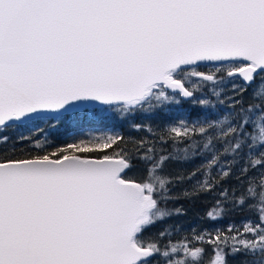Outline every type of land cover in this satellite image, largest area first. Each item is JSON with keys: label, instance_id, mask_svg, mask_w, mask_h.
<instances>
[{"label": "snow or ice", "instance_id": "snow-or-ice-1", "mask_svg": "<svg viewBox=\"0 0 264 264\" xmlns=\"http://www.w3.org/2000/svg\"><path fill=\"white\" fill-rule=\"evenodd\" d=\"M38 121L129 135L0 134V264H264V0H0V133Z\"/></svg>", "mask_w": 264, "mask_h": 264}, {"label": "trees", "instance_id": "trees-1", "mask_svg": "<svg viewBox=\"0 0 264 264\" xmlns=\"http://www.w3.org/2000/svg\"><path fill=\"white\" fill-rule=\"evenodd\" d=\"M153 123H155V120H153ZM110 131L122 132L125 136L129 135V131L126 125H120L115 122L109 123L107 126L100 124H95V125L82 124L80 126H71V127H67V126L62 127L57 125L55 128H53L42 121L29 122L24 125H17L14 128H9L6 132L0 134L7 135L10 138L9 144L4 145L2 147L11 149V147L13 146V142H15L17 138L22 134L26 136L34 137L33 143H35L36 141L42 142L45 139H47L50 145L55 146L56 144H61L65 140L70 139L73 136L89 137L93 135H101L104 132H110ZM131 135H142V133L133 132L131 133ZM16 147L17 149L23 147L25 152H27L31 148V145L26 141L22 145L17 144ZM171 167L173 166L170 165L169 168ZM177 167H186L191 169L192 167H194V164H188ZM231 182L232 181H229V183ZM179 190H180L179 188L174 189V191H179ZM177 203L183 204L188 211H187V215L178 218L174 217L173 221L182 222L185 227L208 226V222L201 219L205 208L208 207L206 198L201 197L195 203H189L187 200H179L177 201ZM246 215H247L246 211L238 212L236 214L231 215L227 219L220 221L216 225V227H220V228L227 227V225L230 222H235L239 224V222L243 220L246 217ZM160 227L161 225H157L155 228L151 229V231H156ZM233 259L234 258L229 257V264H234Z\"/></svg>", "mask_w": 264, "mask_h": 264}, {"label": "rangeland", "instance_id": "rangeland-1", "mask_svg": "<svg viewBox=\"0 0 264 264\" xmlns=\"http://www.w3.org/2000/svg\"><path fill=\"white\" fill-rule=\"evenodd\" d=\"M233 182V181H232ZM231 182V183H232ZM250 214L247 212V215H246V217H248ZM234 260V264H239V260H240V258L239 257H237V258H234L233 259Z\"/></svg>", "mask_w": 264, "mask_h": 264}]
</instances>
